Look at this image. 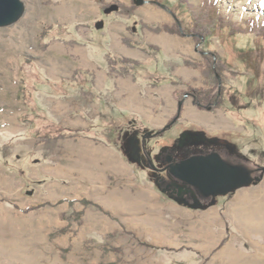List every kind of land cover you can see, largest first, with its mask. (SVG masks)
Instances as JSON below:
<instances>
[{
	"label": "rangeland",
	"instance_id": "374dc122",
	"mask_svg": "<svg viewBox=\"0 0 264 264\" xmlns=\"http://www.w3.org/2000/svg\"><path fill=\"white\" fill-rule=\"evenodd\" d=\"M22 1L0 26V264H211L218 248L188 242L198 210L213 208L223 221L205 227L221 225L222 251L264 264V0H85L93 12ZM221 89L222 104L204 106ZM217 145L250 184L184 202L150 164L167 148ZM248 189L255 198L239 202ZM174 203L194 210L191 223L173 226ZM160 220L186 244L164 246Z\"/></svg>",
	"mask_w": 264,
	"mask_h": 264
},
{
	"label": "water",
	"instance_id": "95a60500",
	"mask_svg": "<svg viewBox=\"0 0 264 264\" xmlns=\"http://www.w3.org/2000/svg\"><path fill=\"white\" fill-rule=\"evenodd\" d=\"M135 1L143 2V0ZM24 12L25 4L22 0H0V26L16 22ZM167 160L170 161L171 158ZM151 164L152 168L156 169L154 164ZM168 173L185 184L197 187L205 196L226 194L250 184L253 180L247 168L224 161L217 152L194 154L170 162Z\"/></svg>",
	"mask_w": 264,
	"mask_h": 264
},
{
	"label": "crops",
	"instance_id": "0c3cea01",
	"mask_svg": "<svg viewBox=\"0 0 264 264\" xmlns=\"http://www.w3.org/2000/svg\"><path fill=\"white\" fill-rule=\"evenodd\" d=\"M175 207L174 209H170V212H174L173 216L175 219L173 220L172 224L173 226H177L178 223H191V215L193 214L194 210H191L189 208H186L178 203H174ZM224 212L223 210L219 208H213V209H207V210H198V220L194 224L192 223L191 230H194V233L196 234L195 239L197 240L196 243H194L193 238L189 240V245L192 249H197L199 254L200 251L204 249L205 247H209L212 249H217V253L213 256L211 260V264H224V263H230V264H239L241 260H244L245 257V251L235 247H228L225 250H227V253H224L222 250V241H223V235L221 231V225L219 226L218 231H211L205 227V222L212 220L213 223H221L223 220ZM168 224V225H167ZM171 222H167L164 220H160L159 222V232H160V239L161 242L168 247L172 248H178L179 246H183L186 243L185 242H179L178 240V234L177 231L174 230L171 231ZM196 230V231H195ZM204 257V256H203ZM229 260V261H228ZM199 263V262H198Z\"/></svg>",
	"mask_w": 264,
	"mask_h": 264
},
{
	"label": "flooded vegetation",
	"instance_id": "af4514ba",
	"mask_svg": "<svg viewBox=\"0 0 264 264\" xmlns=\"http://www.w3.org/2000/svg\"><path fill=\"white\" fill-rule=\"evenodd\" d=\"M179 102H181V101H179ZM181 104H182V102H181ZM181 104L179 105V103H178V105H179L178 108L179 109L181 107ZM179 112L176 113V115H175L176 117L179 116ZM207 140L210 141L211 139L210 138L208 139L204 135L200 136V141L201 142H203V141L205 142ZM220 146L221 145H217V147H211L210 149H207L206 147H204V149H199L197 151H189V150H186L183 147H176L174 149H171V148L164 149L163 151H161V153L159 155H157L155 157V160L159 164H161L162 166L161 167H157V166L154 165L155 168H156L154 170L158 171V172H168V164L170 162H176V161H179L181 159L187 158V157H189L191 155H194V154H208L210 152H217L224 161H226V162H228L230 164H233V165L241 166L240 164L232 162L226 156H224L223 151H221L219 149ZM178 153H179V155H178ZM167 158H171V160L168 161ZM151 163L152 162H150V164ZM151 166H152V164H151ZM173 180H174V182L170 183V185L174 188L175 197H177L178 200L184 201V202H187L189 200H192L194 202H196V201L201 202L202 200H204L206 198L214 197V196H217V195H226L227 193L230 192L229 191L226 194H217V195H214V196L213 195L205 196V195H203V193L197 187L185 184V183H183V182H181V181H179V180H177L175 178Z\"/></svg>",
	"mask_w": 264,
	"mask_h": 264
},
{
	"label": "bare ground",
	"instance_id": "6f19581e",
	"mask_svg": "<svg viewBox=\"0 0 264 264\" xmlns=\"http://www.w3.org/2000/svg\"><path fill=\"white\" fill-rule=\"evenodd\" d=\"M83 8H85L88 12H93L94 10H95V6L92 4V3H90V2H88V1H85V0H83V1H81V3L80 4H77L76 5V7H74V9L72 10V11H79L80 9H83ZM67 9V8H66ZM64 10V9H63ZM59 14H60V17H62L63 16V14L61 13L62 12V9H60L59 8ZM57 11V12H58ZM75 52L77 53V55L79 56L78 57V61L81 63V64H85L86 63V60H85V58L83 57V51L80 49V48H75ZM121 84H123V85H129V83L128 82H121ZM130 100H135V101H133L132 103H133V105H135L136 107H140V109H142L143 111H144V113L146 114V115H148V113H147V109H145L142 105H141V103L139 102V101H137V100H139V99H137L136 97H131L130 98ZM126 102V101H125ZM134 107V106H133ZM188 114H189V116H191L192 118H195V119H199V120H212V119H210L209 117H207V116H204V115H200V116H198L197 114L198 113H196L193 109H190L189 110V112H188ZM161 118V116H158V117H156L153 121L154 122H156V121H158L159 119ZM211 124L212 123H214V122H212V121H209ZM219 121H217L216 120V122L215 123H218ZM264 189V186H263V188H262V190ZM260 190V189H259ZM262 196H263V194H264V192H262V193H260ZM259 194V195H260ZM255 196H256V192L255 191H253V190H245V191H242L241 193H240V196H238V201L240 202V201H242V200H245V199H253V198H255ZM251 201V200H250ZM231 214H233V211H231ZM234 215V214H233ZM244 216V215H243ZM245 217V216H244ZM241 219V218H240ZM256 222V221H255Z\"/></svg>",
	"mask_w": 264,
	"mask_h": 264
},
{
	"label": "trees",
	"instance_id": "16d2710c",
	"mask_svg": "<svg viewBox=\"0 0 264 264\" xmlns=\"http://www.w3.org/2000/svg\"><path fill=\"white\" fill-rule=\"evenodd\" d=\"M256 23H255V26H254V29L256 30L257 34L259 37H262L264 38V17L262 16L261 18H257L256 19ZM116 60L115 59H111V62H115ZM120 62L121 63H128L130 62L128 59L126 58H122L120 59ZM215 66V65H214ZM213 71L214 73L216 74L217 71L216 69L213 67ZM192 97H193V102L196 103L199 107H202L204 103H202V100L198 97V95L190 92L189 93ZM222 95V89L218 92H216L215 94H212V95H205L203 96L204 98V101H206V104H204V106L206 105L207 107H218L222 104L223 100H220V97ZM180 111V109L178 108L177 109V112L178 113ZM175 117V116H174ZM47 134L50 136L51 134L47 132ZM213 134H217V131L212 133ZM57 136H62L63 133H59V134H56Z\"/></svg>",
	"mask_w": 264,
	"mask_h": 264
}]
</instances>
